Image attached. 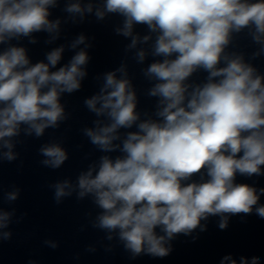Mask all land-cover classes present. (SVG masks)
<instances>
[{
	"label": "clouds",
	"instance_id": "9594fccd",
	"mask_svg": "<svg viewBox=\"0 0 264 264\" xmlns=\"http://www.w3.org/2000/svg\"><path fill=\"white\" fill-rule=\"evenodd\" d=\"M57 8L66 15L50 19ZM89 16L97 22L120 17L113 32L130 40L124 53L137 65L151 58L140 74L154 110L138 109L125 62L95 76L98 91L83 100L95 119L80 132L102 154L74 181L49 185L55 202L90 199L98 211L94 218L87 213L89 224L110 242L104 250L113 251L116 240L130 259L168 256L178 235L205 231L201 221L211 216L220 217L222 230L232 215L255 212L264 219L258 203L264 188L236 182L238 175H264V74L242 51H229L246 32L258 46L249 61L264 55V0H63L62 8L61 0H0V163L18 160L21 136L40 139L70 119L63 97L81 90L91 60L84 33L35 63L21 41L36 44L35 34L45 33L51 45L62 24H83ZM138 26L146 34L134 32ZM66 48L74 54L61 64ZM201 73L203 79H193ZM37 151L39 163L53 170L69 159L62 139ZM20 195L13 184L2 199L12 205ZM26 215L0 207V242L12 239L10 226ZM43 244L59 247L53 239ZM224 261L237 264L230 256ZM239 264L260 261L241 257Z\"/></svg>",
	"mask_w": 264,
	"mask_h": 264
},
{
	"label": "water",
	"instance_id": "95a60500",
	"mask_svg": "<svg viewBox=\"0 0 264 264\" xmlns=\"http://www.w3.org/2000/svg\"><path fill=\"white\" fill-rule=\"evenodd\" d=\"M94 2L99 3L100 0ZM50 11L53 13L50 19L66 15L59 8ZM119 22L118 16L106 17L103 22H97L94 16H89L83 24H62L60 39L51 45L44 43L47 39L45 33L35 34L38 40L36 44H29L27 40L21 41L20 46L29 50V57L35 63L44 59L45 52L62 44L67 45L77 35L84 33L92 45L88 49L91 60L87 69L88 76L82 81L81 90L63 97L62 102L71 113L70 119L59 129L46 130L40 139L21 136L25 143L17 145L16 151L20 153L18 160L0 163V207L9 211L13 207L16 208L17 216L27 213L20 223H13L10 226L13 232L12 239L0 242V264H28L29 260H35L37 264H221L225 256L235 259L237 264L241 257L250 259L255 256L259 258L260 264H264V219L255 212L246 216L244 214L230 216L227 227L223 230L218 226L220 217L211 216L207 221H201L202 225H206L205 231L197 228L191 235H178L171 242L172 251L168 256L154 258L150 255H141L136 259H130L129 254L116 240L111 242L115 246L113 251L104 250V246L110 242L103 239L104 232L93 229L89 224L87 213L91 212L94 218L98 211L90 199L77 201L73 195L65 198L60 204L53 199V190L49 187L51 183L64 178H71L74 181L81 170L86 169L91 161L102 154L96 151L80 132L83 126H91L92 120L95 119L83 105L84 98L98 91L95 76L114 70L122 61L125 62L137 90L138 109L149 112L154 110L155 100L144 95V90L149 84L140 74V68L146 67L152 60L149 58L144 65H137L131 59L132 53L127 55L124 53V47L130 40L114 34L113 29ZM134 32L144 35L146 29L138 26ZM3 47L0 45V50ZM257 48L258 46L251 42L245 32L236 37L235 47H230L229 51H242L245 60L264 74V55L249 61L251 53ZM73 54L66 48L61 64L66 63ZM203 76L201 73L193 79L201 80ZM52 139H62L63 146L69 152V159L61 168L55 170L39 163L43 157L38 155L37 151L41 144ZM236 182L247 183L261 189L264 188V175H254L251 178L238 175ZM13 184L21 188V195L14 204L8 205L4 203L2 194L4 190H11ZM258 203L264 205V196L260 197ZM45 239L58 241L59 247L55 250L46 247L43 244ZM88 245H94L96 251L87 252ZM224 264L230 262L224 261Z\"/></svg>",
	"mask_w": 264,
	"mask_h": 264
}]
</instances>
